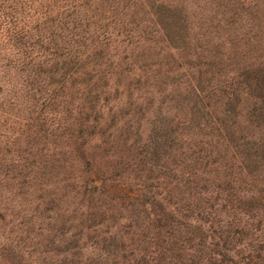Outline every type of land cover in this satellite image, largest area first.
<instances>
[{"label": "trees", "instance_id": "16d2710c", "mask_svg": "<svg viewBox=\"0 0 264 264\" xmlns=\"http://www.w3.org/2000/svg\"><path fill=\"white\" fill-rule=\"evenodd\" d=\"M153 7L0 0V264H264L262 1Z\"/></svg>", "mask_w": 264, "mask_h": 264}, {"label": "rangeland", "instance_id": "374dc122", "mask_svg": "<svg viewBox=\"0 0 264 264\" xmlns=\"http://www.w3.org/2000/svg\"><path fill=\"white\" fill-rule=\"evenodd\" d=\"M79 1H81V0H79ZM90 1L93 4L103 3V2L105 4H114L115 7L118 8V13H120L122 15L137 14L141 17H149L157 11V9L153 7L154 3H161V2L170 3V1H172V0H90ZM261 1H262V7L264 8V0H261ZM263 23H264V10H263ZM262 42H263V49H264V35L262 36ZM263 55H264V51H263ZM29 147L30 146L27 144V142H22V143L18 142L13 147V153L5 154L6 163L9 166H11L9 168H2L3 173H8V175H9L8 179H7L8 188L13 190V188H17L19 185V183L17 181L12 180V177L17 176V172L14 168V166H16L17 164H15L16 162H14V161L16 160L15 156H17V154H18L17 153L18 150L22 151V153H19L18 155H22L24 153L30 155L31 156L30 161H34L35 162L34 164L36 166L40 163L45 164L46 160L50 161V165L47 166V168L44 171H40L37 169L36 171L32 172L33 175H38V177H37L38 179H32L33 177H31V178L25 180V182L28 181V182L32 183V182H35V180L36 181L38 180V182H41L44 179H46L47 181H49V183L51 182L54 185L53 186H47L45 188V191H41L40 189H38L36 187L33 189L27 188V187L24 188L23 185H25V183L23 185L22 184L19 185L20 190L23 191V194H24L22 199L25 200L24 203L26 204V207H25L26 211H30L31 209H34L37 206L36 204H33V202H36V200L38 198H40L41 195H46V193L57 194V192L59 195L62 193V192L59 193V189H60L59 186H61V184H64V185L67 184L68 185V178H66L68 176V173H67L68 171L65 172V173H67V175H62L61 171L57 167V165L60 162H59L58 152H57L54 145L52 146V148H51L50 152L47 154V156L44 153L45 149L43 148V145L40 146L39 151H38L39 153L37 151H34V153H38L37 155L31 153L30 150H28ZM33 157H35V158H33ZM20 170H21V168H19L18 171H20ZM65 173H63V174H65ZM0 176L3 177L5 175L0 173ZM19 210H22V209H19ZM38 224L42 225L41 222H38Z\"/></svg>", "mask_w": 264, "mask_h": 264}]
</instances>
